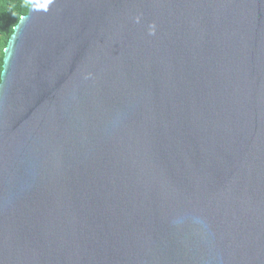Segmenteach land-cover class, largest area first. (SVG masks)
<instances>
[{
	"label": "water",
	"instance_id": "95a60500",
	"mask_svg": "<svg viewBox=\"0 0 264 264\" xmlns=\"http://www.w3.org/2000/svg\"><path fill=\"white\" fill-rule=\"evenodd\" d=\"M0 264H264V0H30Z\"/></svg>",
	"mask_w": 264,
	"mask_h": 264
},
{
	"label": "trees",
	"instance_id": "16d2710c",
	"mask_svg": "<svg viewBox=\"0 0 264 264\" xmlns=\"http://www.w3.org/2000/svg\"><path fill=\"white\" fill-rule=\"evenodd\" d=\"M30 0H0V81L4 49L21 16L28 13Z\"/></svg>",
	"mask_w": 264,
	"mask_h": 264
}]
</instances>
